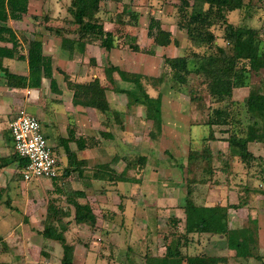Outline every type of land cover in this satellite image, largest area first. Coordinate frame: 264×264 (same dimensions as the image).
<instances>
[{
  "label": "trees",
  "instance_id": "obj_1",
  "mask_svg": "<svg viewBox=\"0 0 264 264\" xmlns=\"http://www.w3.org/2000/svg\"><path fill=\"white\" fill-rule=\"evenodd\" d=\"M121 1L71 0L67 14L61 18L63 26H47L46 29L61 39V50L68 54L77 50L83 53L91 44L107 51L127 44L131 50L147 54L155 53L156 47L168 48L177 45L172 31L164 28L161 20L151 17L147 27L148 36L152 40L151 46L148 50L143 49L136 42L137 37L129 34L128 30V27L140 24V13L126 4L120 11L109 9L108 2ZM256 3L257 0H178L175 3L178 28L185 30L187 43L200 50H196L192 55H163L164 72L166 76L171 75L170 78L179 82L177 84H187L189 77L205 78L209 96L214 100L207 108L200 110L205 111L207 118L191 119L190 125H206L209 131L199 139L200 144L194 143L193 138L190 139L184 166L185 204L178 207L183 209L185 217L176 216L171 225L156 228L155 234L164 241L162 254L149 253L147 246L135 253L129 246L126 253L127 264H230L233 260L246 264L245 262L252 258L264 263V255L260 253L259 243L254 236L257 222L251 221L246 228H231L228 225L230 209L238 210L248 206L252 200L260 199V195L264 196V156L257 155L250 147L251 143L264 145V27L235 25L229 20V14L236 10L241 14H250L249 16L259 13L261 8H256L255 12V9L250 7ZM28 12L29 0H0V41L11 44L0 45V70L10 87H40L46 77L50 79L53 90L59 89L54 77L53 58L44 52L42 33L35 31L29 36L22 32L20 36L8 26L10 19L22 20ZM105 13H108V16H105ZM50 18L49 14L45 16L46 20ZM108 21L115 25L113 30L106 29ZM216 27H222L221 37L218 36ZM4 58L27 60L28 76L12 74L3 65ZM96 61V58H90L91 64L96 65ZM57 69L63 73L68 89L73 92L72 101L75 105L93 108L105 116L107 129H104L103 134L108 138L113 136L114 125L124 129L125 121L124 113L112 107L107 94L109 90L126 93L129 108L135 104L145 105L147 119L161 117L162 95L154 98L145 90L144 76L141 73L125 71L111 64L103 67L104 78L89 74L88 79L81 80L71 78L68 73L64 74L60 67ZM117 73L123 81L135 86V92L116 86L114 75ZM255 76L259 78L260 84L252 88ZM170 78H167V81ZM244 87H251L246 99L249 118L246 130L239 135L234 128V92ZM213 104L218 105L214 107ZM216 127H225L223 133L228 134L224 138L227 142L225 150L212 145L214 141L219 140ZM73 141L80 149L92 147L83 137ZM66 142L69 166L64 171L60 170V175L53 180L63 177L66 183L70 184L73 172H78L84 177L83 172L88 160L79 158L76 152L71 150V137L67 138ZM127 155L129 160L126 159L128 161L123 170H115L113 162H108L102 164L99 170H92V178L114 185L121 182L126 185L142 184L147 156ZM10 160L19 161L16 177H23L21 169L26 166L27 159L15 151ZM131 167L137 168V171L132 172ZM247 177L253 178L255 184L240 183L237 203L208 206L209 189L213 184L219 182L230 185L235 181L242 182ZM84 184L94 187L93 182L84 181ZM57 188L58 193L62 192L61 187ZM66 191L70 210L65 211L56 200H49L44 225L39 231L44 238L42 255L51 256L54 251L52 244H58L62 248L60 263L78 264L75 260L77 243L69 240L66 232L73 223L94 227L99 222V216L87 200L84 190ZM118 208L125 210L124 200L118 204ZM105 212L109 213L108 210ZM115 214L114 210L111 215ZM147 235L150 233L146 232L148 238ZM210 235H224L227 240L226 247L236 253L226 256L209 254L206 244ZM2 244L5 246V241Z\"/></svg>",
  "mask_w": 264,
  "mask_h": 264
},
{
  "label": "rangeland",
  "instance_id": "obj_2",
  "mask_svg": "<svg viewBox=\"0 0 264 264\" xmlns=\"http://www.w3.org/2000/svg\"><path fill=\"white\" fill-rule=\"evenodd\" d=\"M49 0H33L32 6L30 5L29 12L30 14L27 16L26 20L23 23H17L18 27L22 26V29H27V32H35L31 30H36L39 28L40 31L45 32V34H49V31L45 29L46 26H59V24L52 19L46 20L45 16L48 13V7H49ZM253 9H255V12H257L256 8H261L260 12L257 14H241L240 11L236 10L229 14V20L230 22L234 23L235 25H243V24H250L252 26L256 27H264V0H257V3L254 6H250ZM50 14V13H49ZM52 14V13H51ZM44 17V18H43ZM63 17V16H61ZM253 19H250V18ZM56 22V23H55ZM144 22V21H143ZM62 25V24H61ZM34 28V29H33ZM22 30V31H23ZM30 30V31H29ZM216 32L219 37L222 36V27H216ZM148 29L147 27H140L139 29L132 30L129 29V34L137 37V43L140 44V46L143 49L150 48V40L148 36ZM20 33V32H19ZM173 33V32H172ZM21 34V33H20ZM32 34H29L31 36ZM55 35V34H53ZM175 39H177V45L171 46L168 48H162V47H156L155 53L153 54H147L142 52H135L134 50H131V48L127 44L121 45L119 48H116V50L113 49V51H107L104 48H100L102 52L97 51L95 53V50L93 54H91V57L95 54L100 58L103 63L108 66L107 64L111 63L108 62V57L110 58V55L114 54V52L120 53V62H116L119 66H123L124 68H128L132 72H139L141 73L143 77V84L145 86V90L154 98L159 96V94L162 95V102L163 107L161 111V117L160 118H152L149 119L151 121H148L144 123L143 120H147V110L141 109L138 111L140 114H143V118H138L139 124L134 126V133L138 131L139 137L144 140H149L147 134L150 137V139L156 140L153 144L154 147H152V152H150L152 161L156 162V158L152 155L153 152H155L157 149H159L160 157L167 158L170 156V158L175 159L179 164L181 163V156L187 157L188 153V147L190 143H188V139L193 138L194 143L200 144L199 139L202 138L204 135H206L209 131L208 127L206 125H190V120H203L207 118V114L205 111H200L203 108H207L210 104H212V99L209 96L208 88H207V81L202 76L197 77H189V81L187 84H177L179 82H175L173 78H170L171 75L165 74V64H164V56L163 55H192L193 52L200 49H195L193 46H190L187 43V39L185 37V30L179 31L177 34H174ZM52 40V39H51ZM221 41V40H220ZM202 49V48H201ZM83 56H86V54H83ZM90 56V55H89ZM87 57V56H86ZM88 63H85V60L82 58L72 60L68 63L67 66H64L62 62H55V66L57 68H61L64 71V74L68 73L71 75V78L73 79H81L86 80L89 78V72H85V69L88 66V68L92 71L95 65L91 64L90 57L87 58ZM110 61V60H109ZM21 64V63H18ZM17 63L12 62L11 67L14 68ZM54 65V64H53ZM121 66V67H122ZM105 67V66H104ZM55 68V67H54ZM54 69L55 74H57L60 78L63 76V73L60 72L58 69ZM82 72H81V71ZM129 71V72H131ZM167 73V72H166ZM256 77V76H255ZM254 77V78H255ZM167 78H170V80ZM259 78L256 77L252 83L253 86L258 87ZM5 81V79H4ZM64 80L61 78L60 82L63 84ZM264 82V81H263ZM46 87L51 88V82L48 78V81L45 82ZM115 87V83L113 84ZM120 88L119 85H116ZM134 86L130 82H126L122 80L121 87L124 88H130ZM113 88V87H112ZM251 87H244V88H238L234 92V108L235 111V131L241 135L242 131L246 130L247 122L249 118V114L247 111V105H246V99L248 98L249 90ZM28 89H31V93H28ZM27 92L25 91L24 95L27 100V106L29 111L37 112L39 109L34 104L36 101L35 95H37V89L34 88H28ZM256 89V88H254ZM113 90V89H112ZM129 90V89H128ZM135 92V86L134 89H131ZM51 91V92H50ZM48 95H46V99L42 100L43 103L50 106L55 111V115L59 116L60 113L63 111H66V108L73 109L74 107L72 101H65L64 108L62 105H57L51 103L52 101L49 99V96H51L54 91L50 90ZM53 92V93H52ZM55 94V93H54ZM59 95V94H58ZM125 97H120L121 99L117 103L119 105V110H126L123 109L124 102L127 101L128 103V96L124 95ZM116 98V96H114ZM113 97V101L115 100ZM23 98V97H22ZM109 98L111 100V92L109 93ZM126 98V99H125ZM39 99V97H38ZM117 99V98H116ZM131 99V98H130ZM123 103V104H122ZM218 104H213V106H217ZM58 106V111H56L55 107ZM63 109H62V108ZM131 111V110H130ZM92 113L95 115V111L92 110ZM137 114V112H135ZM41 115V114H40ZM100 115V113H99ZM128 116V113L126 114ZM42 123L44 124V127L46 125L45 121L49 118L46 116L41 115ZM101 116V115H100ZM95 118V117H94ZM13 119V118H12ZM45 119V120H44ZM63 118H60L62 120ZM224 128H217V136L219 137V141L212 143L214 144V147L217 149H223L225 150L227 148V142L225 141V137H227V133H223ZM152 130H154V134H152ZM166 130L172 134L178 136L177 130L182 133V135L179 137L181 140V144L178 145H172L171 141L172 137L169 136V134H165ZM164 132V137L159 138V133ZM117 134V133H116ZM121 134V133H120ZM189 134V135H188ZM122 135V134H121ZM184 135V138L182 136ZM147 136V137H145ZM123 137H120L116 141L111 140V138L103 137L102 139L105 141V144H101L102 148H108V153L105 155V160H108V162H111V160L115 157H113L114 153L118 151L120 153L121 158L125 157V159H120V162L122 163L121 166H125V162L129 160V158L125 154H131L130 151H132L133 155L136 156L142 155L143 153H146L149 151V141L143 142L142 140H139L137 145L134 144V147H127L122 139ZM186 140V141H184ZM252 150L256 154L262 152L264 154V149L260 147V144L257 143H251ZM123 148V149H122ZM167 151L165 152V150ZM170 153V155H169ZM168 154V155H167ZM175 156V157H173ZM128 159V160H126ZM118 167V166H117ZM22 170V169H21ZM166 169L160 170L159 174L157 173H151L148 171V169L145 167L142 173L143 180L145 179V184L143 191H146V196L149 194V198H151V201H156L157 196L156 193H166L168 198H172V196L176 195L178 198L180 194L179 188L176 187H166L167 185H174L175 179L177 178L178 174L176 175L172 174L171 176L166 175ZM177 172H180L181 169H175ZM62 171H64L62 169ZM161 173V176H160ZM185 176V174H184ZM19 180H22L21 178H18ZM185 179V178H184ZM76 181V187H85L87 188V192H93L92 188H88L85 186V184L79 183L80 181L78 178L74 179ZM51 183L54 184V186H51ZM74 182H70V184L65 179L59 178L57 180H52L50 182L49 180H44L38 186L43 187L45 190H47V195H39L32 193L31 187L29 188V185L27 186H19L18 192L23 196V190H27L25 192V195L27 196L24 203H21L19 201H11L10 204L5 205L2 209H0V234H4L5 229H8L12 227L16 220L25 219L27 217V220L29 218L34 220V225L30 224L31 227H42L43 228V221L44 216H46L47 208L49 200H56L57 204L63 208V210H70V206L68 205V202L66 201V190H72L74 189ZM177 183V182H176ZM118 185V184H117ZM123 186L129 187L126 184H122ZM57 186L61 187L60 193L59 191L55 189ZM110 186V187H109ZM112 186H116L114 184H109L104 181V184L100 183V185L96 186L97 190L103 194L107 195L104 204H96L94 201L92 202L94 205V209L96 213L99 216V222L94 227L86 224L78 225L76 223H73L70 228H68V232H66V235L69 240L75 241L77 243L76 250H75V260L78 264H127L126 262V253L129 248V246L132 247L133 251L135 253H139L140 251L144 250V248L147 246L149 249V253L153 254L154 251H156L155 247L156 244L154 242H158L156 240L158 237L153 235L155 233L156 228L161 229L159 226L164 225H171V221L173 218L176 217L175 211L172 210L170 214L165 217H160V222L153 221V216L155 215V212L150 210L153 207L147 206L146 207L140 206L141 205V199L142 193L140 191V196L138 197L139 201L137 202V205L135 206L134 203L129 202V206L123 209L121 211L120 208H118V202H121L122 200L118 198V192L119 193H126L127 191L125 189L121 191L119 188H114ZM28 187V188H27ZM117 190H119L117 192ZM109 192V193H108ZM116 192V193H114ZM151 193V194H150ZM144 195V194H143ZM163 196V194H162ZM183 196V192L180 194V198ZM24 197V196H23ZM93 198V197H92ZM148 198V200H149ZM9 200H6L5 202H8ZM185 201V200H184ZM12 202H14V206H12ZM146 203V202H145ZM184 203V202H183ZM132 205V206H130ZM151 205H154L151 203ZM184 205V204H183ZM135 207V208H134ZM5 210V213L2 214V211ZM105 210H108L109 213L106 214ZM116 211V214L112 216L113 211ZM9 213V214H8ZM6 214V215H5ZM6 218H4V216ZM152 216V217H151ZM146 219V220H145ZM41 221V224L39 221ZM68 220V218H66ZM73 220V219H72ZM24 222V220L22 221ZM25 226L24 230H31L27 224H23ZM23 226V227H24ZM40 229V231L42 230ZM37 231L35 227L31 231ZM9 231V230H8ZM13 231V230H12ZM10 231L9 233H11ZM39 231V230H38ZM146 232L150 233L148 238L146 237ZM5 236V234H4ZM5 241L0 239V264L2 263V254L7 252L6 247L2 244ZM152 241V242H151ZM160 241V240H159ZM160 243V242H159ZM162 246L157 247L160 249ZM164 250V248H163ZM209 254L211 255H228V251H224L221 247L217 249L215 252L211 249H208ZM55 256L52 257L51 262H48V264H61L59 262L58 256L62 252V248L60 245L57 244V248L54 249ZM45 256L43 255L41 264H46L47 261L44 259ZM185 264V262L183 263ZM231 264H240L236 262H231Z\"/></svg>",
  "mask_w": 264,
  "mask_h": 264
},
{
  "label": "crops",
  "instance_id": "obj_3",
  "mask_svg": "<svg viewBox=\"0 0 264 264\" xmlns=\"http://www.w3.org/2000/svg\"><path fill=\"white\" fill-rule=\"evenodd\" d=\"M32 1L33 0H29V8H30V5L32 6ZM70 1L71 0H49L48 2L49 7H48L47 14L50 13L49 15L52 17V19H54L58 24L59 22L62 24V25L60 24L59 26H53V27L63 26L61 16L64 17L67 14V7L70 4ZM177 1L178 0H122L121 2H118V3L108 2V4L110 5L109 9L111 11L112 9L120 11L125 7L124 4H126L128 5L130 9L136 10L140 13V24L138 26H130L128 27V30L132 29L136 31V29H139L142 26L146 28L148 27L151 17H155L156 19L161 20V22L163 23V27L171 30L174 35V34H177L179 31L180 32L183 31V30H180V28H178L176 24L177 17H176L175 3ZM116 5H117V8H116ZM29 14L30 12L24 15L22 20L10 19L8 21V26L11 27L20 36H21L20 33L22 32L25 33L26 35L30 34L31 32L28 33L27 29L23 30L22 26L21 27L17 26V23H23ZM107 14L108 13H105L104 15L108 16ZM114 27L115 25L112 22L110 21L106 22L107 30H113ZM31 31H39L42 33L43 40H44L43 41L44 42V52L52 56L53 64L55 67L54 69L57 68L55 66V62H60V63L62 62L64 66H67L68 63L71 62L72 60L82 58L85 60V63H88L89 61L87 60V58L89 57L91 58V54H93L94 50H95V53L97 51L102 52L100 49L101 48L100 46L91 44L87 46L85 52L83 53L77 50L73 54H70V53L68 54V53L62 52L61 50V42H62L61 39L58 36L53 35V33L50 32L49 30H48L49 34L47 33L45 34V32L40 31L39 28L36 30L35 29L31 30ZM149 40L151 43L152 40L150 38ZM0 45L1 46H11V44L1 42V41H0ZM83 54H86L87 57L83 56ZM119 56H121L120 53L114 52V54L110 55V58L108 57V62H111V63L107 65L109 66L113 64V65L119 66L116 63V62H120ZM92 57L96 58L97 60L96 65L94 66L92 71L88 68V66H84V67H87V69H85V72L86 73L89 72L88 74H93L94 76L99 75L102 78H104L105 73L103 72V67L106 65L103 63V61L100 58H98L97 55L94 54ZM12 62L17 63V65H15L14 68L11 67ZM18 63H21V64H18ZM3 65L7 67L12 74L16 76H28L29 74V66H28L27 60L4 58ZM121 66L119 67L122 68L123 70L131 71L128 68H124L123 66L122 67ZM134 73H139V72H134ZM54 77L56 78L58 82V86L56 87H59V89L54 88L55 90H53L50 87H46L45 82L48 81V78L46 77L43 78V81L40 87L34 88V89H37L36 90L37 95H35L36 101L34 104L39 109L37 112H41L38 114L36 112L34 113L32 111H29L28 107H26L27 100L25 98L24 93L25 91L27 92L28 88L22 89V88L10 87L6 83V78H4L3 73L0 70V209L5 207V205L7 206V204H10L9 202L11 201H19L21 203L25 202L24 198L27 197L25 195V192H27V190L22 189L23 196H24L23 197L20 191L18 192L19 186H21L22 188V186L29 185V188L31 187V189L33 190L32 193L39 194V195H45V194L47 195L48 193L47 190H45L41 186H38V184H40L44 180H49L50 182H52L53 180V179H47V178H41V179L35 178L30 181H25L23 177H22V180H19L16 177L17 170H19L18 168L19 161L10 160V158L15 154V146H14V141H13L11 130H10V122L12 121V118L16 114L17 110H19L20 108H25L29 113L36 115L40 119L42 118L41 115L45 116V119H46V116L49 118L48 120L45 121L46 125L44 127V132L49 140L51 147L53 148L54 154L57 157L60 170L62 169L65 170V168L69 166L70 158L68 156V152L66 148L68 145L66 142V139L69 137H71V142L69 144L71 150L75 151L79 158H82V159L85 158L88 160V164L86 165L85 170L83 172V176H84L83 178L79 175L78 172L72 173L71 178H70V180L74 182L73 183L74 189L72 190H84L87 194V200L92 205H94L92 203L93 201L96 204H104L106 197H108L107 195L103 194L104 192L101 193L96 188V186L97 185L99 186L100 183L104 184V181H99L97 179L92 178L94 175V172L92 170H99L98 168H101L102 164L108 163V160H105V155L106 153H108L107 152L108 148L101 147V144L103 143L105 144V141L102 139L104 137L103 131H105L104 129H107L105 116L102 114L100 116L97 110L93 108L84 107L82 105H75L72 101L73 92L70 89H68L67 84L64 79V75L61 77L64 80L63 84H61L60 82L61 78L57 74H55V72H54ZM114 78H115L116 85H119L120 88H124V87H121L122 79L120 78L118 73L114 75ZM125 89L131 90V89H134V86L130 88H125ZM50 90L54 91L55 93L54 94L52 92L53 94L49 96V99L52 101L51 103L62 105V107L64 108L63 105H65L66 100L72 101L74 105V107H72L73 109H70L67 107L66 111H63L62 113H60L59 116H56L55 111L52 108H50L51 105L48 106L47 104L42 102V100L46 99V95H48ZM110 92H111V97H112L111 100L109 98ZM107 94H108V98H109V101L111 102L112 107L117 110H119L116 107L119 106L117 105V103L121 99L120 97H125L124 95H126V97L128 96L124 92H118V91H113V90H109ZM114 96H116L117 99ZM113 97L115 99L114 101H113ZM55 109L57 112H59L57 110L58 106H56ZM123 109H126V110L120 109V111L124 113V120H125L124 129L121 128L120 126L114 125V127L112 128L113 136H111L112 137L111 140L116 141L120 137H123L122 139L125 145L129 148L134 147L133 146L134 144L137 145L139 140H142L143 142L149 141L150 142L149 151L142 154V155H146L148 158L145 167L151 173L159 174L160 170H164L166 168H167L166 170L167 176H171L172 174L176 175L177 173L178 176L175 179V184L174 185L165 184V186L179 188L180 194L183 192V196H181L180 198V194H179L178 198L176 197V195L172 196V198H168L166 193L157 192L156 201L150 202L152 197L149 198V194L146 196L147 194L146 191H143L144 184L146 181L144 179L142 184H135V185L129 184V187L123 186L122 182L116 186H112L115 189L116 188L121 189V191L123 192L124 190L122 189H125L127 191L126 193H119L118 192L119 190H117L118 198L119 199L122 198L124 200L126 207L129 206V202L134 203L136 206L138 201L139 203L142 202L140 206L144 205L146 207L147 205V206L153 207L150 210L155 212V215L153 217L151 216L153 218V221L155 222H160L159 218L163 216L167 217L170 214V212H172V210L175 211L176 216L185 217L183 213L184 212L183 209H180L178 207L185 204L184 200H185L186 190H185L184 174L186 173V170L184 166H185V162H187L186 161L187 157L181 156L180 161L182 162V164L181 163L179 164L175 159L173 158L171 159L170 156L165 158L166 154L164 157H160L159 149H157L152 154L156 158V162H153L150 152H152V147H154L153 144H155L154 142L156 140L150 139L151 136L147 134L149 138V140L147 141L139 137L138 131L134 133V126L139 124L138 118L144 117L143 114H140L138 111H140L141 109L146 110V106L142 104H135V105H131V107L129 108L127 101H125L123 105ZM92 110L95 111V115L94 113H92ZM135 112H137V114H135ZM127 113H128V116L126 115ZM60 118H63V119L60 120ZM143 121L144 123L146 122L147 124L148 121H151V120L147 119ZM152 132H153L152 134H154V130H152ZM176 132L178 133V136L172 135L166 130L165 134H169V136L172 137L171 146L172 145L179 146L181 144L180 143L181 140L179 139V137L182 135V133L179 132L178 130ZM165 134L164 132L159 133L158 137L162 139V137H164ZM81 137H83L86 140V142H88V144H91L92 147L89 146L88 148H84V149L78 148L77 143L73 141V139L75 140L76 138H81ZM182 138H184V135L182 136ZM187 141L188 143L191 142L190 139H188ZM216 142H221V141L217 140V141H214L213 143H216ZM257 144H260V147L264 149V145L262 143H257ZM212 145L214 147V144ZM166 151L167 149L165 150V152ZM130 152H131V155H133L132 154L133 152L132 151ZM119 155L120 153L116 151L113 155V157L114 156L115 157L111 160V163L113 162L112 166L115 170L121 171L126 167V164L123 167L121 166L122 163L120 162V159H123V157L122 158L121 156L118 157ZM257 155L264 156V154L260 151ZM175 169H181V171L177 172V170ZM131 170L132 172H135V170L137 171V168L131 167ZM160 176H161V173H160ZM76 178H78V180L80 181L79 183L83 182V184H84V181L93 182L94 187L85 185L88 188H92L93 192H87V188L85 187H81V188L76 187L77 182L74 181V179ZM238 179L240 180V178ZM246 179L244 180L242 179L243 180L242 182L235 181L234 183L230 185L226 183H219V182L213 184L209 189L210 196H209L208 206H214L217 203H220L222 205H227L230 203H237L239 191L241 189V187L239 186L240 183L244 184L247 182L250 184H255L253 178L247 177ZM51 186L53 187L54 184L51 183ZM140 191L143 197L141 199V202L138 198L140 196L139 195ZM259 198L260 199L252 200L248 206L242 207L238 210L230 209L228 225L231 228H246L249 226L251 221H256L257 229H256V233L254 236H255L256 241L259 243L260 253L264 255V196L260 195ZM6 200H9V201L5 202ZM151 203L154 205H151ZM11 205L14 206L16 204L12 202ZM3 213H5V210L2 211V214ZM5 215H3L4 218H6ZM23 220L24 222H22ZM26 220H27V217L25 219L16 220L15 224L12 227L5 229V232H4L5 236L4 234H2L3 239H5L4 247H6L7 249V252L2 254L3 264H41L42 258H43L42 247L44 243V238L42 234L39 233V231L42 227L33 226L37 229V231L35 230L31 231L33 227H31L30 224L34 225V220L31 218H29L28 221ZM41 221L42 220L39 221L40 224H41ZM23 224H27L31 230H24L25 226ZM167 225L159 226V227L165 228ZM10 231L12 232L9 233ZM153 235L157 236L155 233ZM156 240H158V242H154L156 244V247H155L156 251L154 252H157L158 246H162L160 249H158V253L162 254L163 248H164L163 247L164 241L163 239L159 237ZM207 240H208L206 244L207 251H209L208 249H211V252L212 251L215 252L217 249H219V247H221L222 249H224V251L225 250L228 251L229 255H233L236 253L235 251L228 249L226 247L227 240L225 239L224 235H210L207 238ZM52 245H54L51 247L53 248V250L57 248L56 244H52ZM54 256H55L54 251L51 256L49 257L45 256L44 259L47 261L46 264H48V262H51L52 257ZM59 257L60 256H58V258ZM59 262H60V259H59ZM231 262L244 264L242 262H238L234 260ZM245 263L246 264H264L262 261L257 260L255 258H252Z\"/></svg>",
  "mask_w": 264,
  "mask_h": 264
},
{
  "label": "built area",
  "instance_id": "obj_4",
  "mask_svg": "<svg viewBox=\"0 0 264 264\" xmlns=\"http://www.w3.org/2000/svg\"><path fill=\"white\" fill-rule=\"evenodd\" d=\"M31 92V89H28V93ZM10 130L15 151L27 159V164L22 169L25 181L35 178L54 179L60 175L57 157L40 118L25 108H20L10 122Z\"/></svg>",
  "mask_w": 264,
  "mask_h": 264
},
{
  "label": "clouds",
  "instance_id": "obj_5",
  "mask_svg": "<svg viewBox=\"0 0 264 264\" xmlns=\"http://www.w3.org/2000/svg\"><path fill=\"white\" fill-rule=\"evenodd\" d=\"M42 121V120H41ZM43 126H44V124H43Z\"/></svg>",
  "mask_w": 264,
  "mask_h": 264
}]
</instances>
